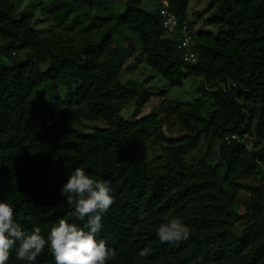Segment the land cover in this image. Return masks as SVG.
Listing matches in <instances>:
<instances>
[{
    "label": "trees",
    "instance_id": "1",
    "mask_svg": "<svg viewBox=\"0 0 264 264\" xmlns=\"http://www.w3.org/2000/svg\"><path fill=\"white\" fill-rule=\"evenodd\" d=\"M101 1H38L57 27L74 30L86 18L78 41L42 34L34 5L16 18L14 1L0 0V200L13 205L26 232L39 226L46 238L60 218L83 227L87 217L78 219L61 196L81 167L112 189L115 202L97 234L116 251L108 264H264V0H209L191 16L189 0H166L191 31L193 63L183 61L178 35L164 29L161 6L147 11L141 0H127L118 13ZM134 53L169 86L203 78V97L123 119L124 106L148 96L143 83L119 80ZM61 85L70 87L65 99ZM80 118L103 126L72 128ZM248 176L257 184L241 180ZM240 191L247 193L242 214ZM165 217L181 218L189 238L161 243ZM17 247L7 264H25ZM144 247L152 252L141 258ZM35 264H55L48 247Z\"/></svg>",
    "mask_w": 264,
    "mask_h": 264
},
{
    "label": "clouds",
    "instance_id": "2",
    "mask_svg": "<svg viewBox=\"0 0 264 264\" xmlns=\"http://www.w3.org/2000/svg\"><path fill=\"white\" fill-rule=\"evenodd\" d=\"M110 182L94 179L81 167H76L68 175L67 182L61 188V196L67 203L74 205L75 216L84 220L79 226L60 218L48 230L47 237L36 226L26 232L15 220L11 203L0 200V264H7L10 252L17 246L16 257L25 264H35L37 257L48 247L55 264H108L115 259L116 251L106 246L104 240L97 239L102 228L103 214L115 202L110 194ZM164 223L157 228V237L161 243H175L189 238L190 229L179 217H165ZM150 247L139 251L141 258L148 257Z\"/></svg>",
    "mask_w": 264,
    "mask_h": 264
},
{
    "label": "rangeland",
    "instance_id": "3",
    "mask_svg": "<svg viewBox=\"0 0 264 264\" xmlns=\"http://www.w3.org/2000/svg\"><path fill=\"white\" fill-rule=\"evenodd\" d=\"M16 4V13L15 17L18 18L20 15L28 10L30 6L31 10H33L35 14V22L36 26L40 28L42 34L45 35H52L60 36L62 40H65L69 37H73L74 39L78 41H83L82 39V33L79 30L83 25L87 23V19L84 17H80L82 19V22L80 25L75 26L74 30H69V25L65 27H57L54 23V21L51 18H48L49 16L44 15V11L41 9L43 7L39 0H13ZM107 3L109 7V11L113 12H122L125 9L127 0H102V4ZM38 3V5H37ZM166 3V0H141V7L144 8L147 11H152L157 9V7L162 6ZM209 3V0H189L188 2V14L191 16L195 10H198L200 12H203L207 5ZM95 16V15H94ZM96 24L102 23L101 20H95ZM101 25V24H100ZM104 25V24H103ZM201 25V20H199L197 28ZM114 28L113 23L109 25V28L106 27L105 29ZM104 29V30H105ZM102 30V31H104ZM115 31V30H112ZM127 35H129L128 32H126ZM117 36V35H116ZM135 43L138 44L137 39H135ZM19 55L24 57V54L22 52H19ZM15 57L17 58L16 54ZM8 58L2 56V60L7 62L8 65H11V61H6ZM128 79H134L136 81H139L144 84V90L147 93V98L144 102L140 101L138 105L135 104L136 101L130 102L128 105L124 106L119 114L123 119H129L135 114V117H142L144 115L149 114L150 112H153L156 109H160L161 104L164 101H167L171 104H177V103H185L188 101H193L197 98H202V90L207 87V84L203 78L200 77H194L189 76L187 77L183 84L181 86H169L167 84V81L165 78H163L158 71H156L154 68H152L150 65L146 63L144 58L139 53H134L133 56L127 58L125 63L123 64L120 74H119V80L121 82H125ZM142 84V86H143ZM69 85V84H68ZM68 85H61L58 89V95L61 99L66 98V92L68 88H70ZM74 83H72L71 87H74ZM46 100H50L49 97H46ZM206 101H209V98L205 99ZM79 123H72L71 127L82 131V132H91L93 128L95 127H102L103 124L101 122H94V121H86L80 118ZM172 129L169 130L167 126L164 127L165 132L170 136H176L180 134L179 130L175 128V126L171 127ZM247 141H249L251 138L246 135L245 137ZM202 140H199L198 147H202ZM249 144V143H248ZM250 145V144H249ZM203 149V147H202ZM201 149V151H202ZM241 180L244 183H247L249 185H256L257 181L253 179L252 177H244L241 178ZM247 197V193L244 191H240L237 196L236 200L237 203H241L243 199ZM238 213H244L245 208L244 206H236ZM236 232H238L237 229H235Z\"/></svg>",
    "mask_w": 264,
    "mask_h": 264
},
{
    "label": "built area",
    "instance_id": "4",
    "mask_svg": "<svg viewBox=\"0 0 264 264\" xmlns=\"http://www.w3.org/2000/svg\"><path fill=\"white\" fill-rule=\"evenodd\" d=\"M167 3L163 4L159 9V15L162 20V25L166 32L170 34H177L181 46L184 47L185 53L183 61L185 63H193L196 59V54L192 50L194 43L190 29L185 21H180L177 15L167 9Z\"/></svg>",
    "mask_w": 264,
    "mask_h": 264
}]
</instances>
